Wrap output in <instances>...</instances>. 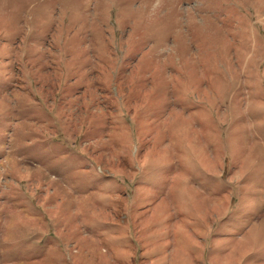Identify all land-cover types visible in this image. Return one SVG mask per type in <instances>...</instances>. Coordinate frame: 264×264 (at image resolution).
<instances>
[{"label": "rangeland", "instance_id": "1", "mask_svg": "<svg viewBox=\"0 0 264 264\" xmlns=\"http://www.w3.org/2000/svg\"><path fill=\"white\" fill-rule=\"evenodd\" d=\"M0 264H264V0H0Z\"/></svg>", "mask_w": 264, "mask_h": 264}]
</instances>
